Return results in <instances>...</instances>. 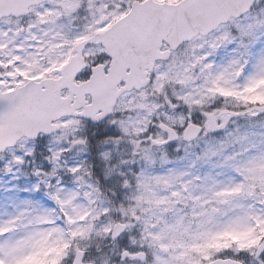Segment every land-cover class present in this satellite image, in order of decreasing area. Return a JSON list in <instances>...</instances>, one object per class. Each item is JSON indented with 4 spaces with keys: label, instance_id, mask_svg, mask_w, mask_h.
I'll return each instance as SVG.
<instances>
[{
    "label": "snow or ice",
    "instance_id": "6c2138e0",
    "mask_svg": "<svg viewBox=\"0 0 264 264\" xmlns=\"http://www.w3.org/2000/svg\"><path fill=\"white\" fill-rule=\"evenodd\" d=\"M0 264H264V0H0Z\"/></svg>",
    "mask_w": 264,
    "mask_h": 264
}]
</instances>
